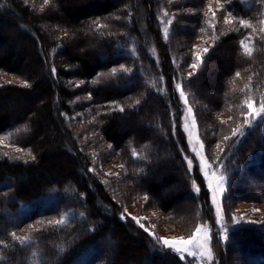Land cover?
<instances>
[{"label": "trees", "instance_id": "16d2710c", "mask_svg": "<svg viewBox=\"0 0 264 264\" xmlns=\"http://www.w3.org/2000/svg\"><path fill=\"white\" fill-rule=\"evenodd\" d=\"M125 2H129L124 14L128 16L125 22L112 31L105 28L101 24L102 17L116 11ZM177 2L50 0L47 5L37 7L35 4L40 1L36 3L35 0H30L26 3L25 0H0V71L22 73L25 68L28 80V86H0V131L24 125L28 131L27 140L22 142L23 146L35 157L23 160L0 154V240L4 241L0 245V264H190L170 250L159 247L157 241L126 212V202L129 203L130 198L127 197L124 202L123 198L114 195L113 190L106 186V181L97 178L90 159L77 143L79 136L76 133L78 125L86 129L93 122L81 115L66 118L73 115L74 111H84L83 101L79 106H71L68 100L76 95L90 94L92 107H89L99 113L94 127L100 137L111 142L114 150L122 151L126 148L123 149L126 156H120L122 152L117 156L122 159L124 173L132 177L130 185L133 193L135 188L138 193H151L149 188H156V171L165 170L166 179L177 178L178 175L190 202L199 210L202 207L204 214H209L208 188L198 168L193 173L187 169V143L174 120L178 100L173 82L183 74V67L180 72L173 64V54L169 51L167 41L170 42L176 32L177 21H173L169 35L165 37L163 24H160L158 17L161 10H178ZM191 3L195 4H190L194 9L205 5L204 2L202 6L196 5L193 0ZM55 7L56 12L51 11ZM225 8L253 27L237 26L236 30L219 37V30L215 27L218 39L215 42L212 40L198 72L191 77H186L185 74V77H180L184 87L192 95L199 97L201 94L197 88L192 87V83L202 75L210 61H215L222 71V77L215 87L218 102L214 103V108H210V111L226 114L232 110L229 117L238 119L237 114L241 108L238 106L248 95L259 102L264 95V33L259 31L264 27L261 23L264 0H227ZM208 17L206 13H198L189 19L195 36L199 30L204 29V35L213 37L214 30L210 27L211 19ZM56 20L72 28H78L81 24L88 25L86 27L90 28L93 38L98 40L97 46L102 53L96 57L89 52L79 53L76 47L80 45L67 46L63 39L57 40L56 35L51 36L47 23L51 24ZM97 24L101 27L97 28ZM249 36L253 38L251 47H254L250 57L243 53L240 45V41ZM150 42L158 50L159 60L150 53ZM219 49L228 53L224 64L213 59ZM121 66L130 71H124ZM113 69H116L115 73L112 72ZM237 72L241 75L233 84ZM71 78L79 79L83 82L82 85L74 90L68 89L63 80ZM123 82L127 85H123ZM249 83L251 91L241 92L240 89ZM122 88L124 94L134 96V103L132 101L130 105H124L125 96L120 91ZM108 97L112 99L102 101ZM200 99L202 106L197 109L194 107L195 114H199L200 110L205 111L206 107L203 105L213 102ZM148 101L150 103L145 108L149 111L158 108L160 113L153 121L148 122L151 128L147 132L138 126L130 129L131 140L125 143L127 133L121 139L118 138L121 135L119 132L122 121L126 118L136 119V113H140ZM189 103L193 105L192 99ZM6 104H13L16 108L6 109ZM211 118L214 119V116L211 115ZM214 120L215 125L220 123L218 118ZM199 124L202 136L203 132L207 134L201 120ZM220 125L222 124L214 128L215 133H218L213 137L214 141L225 135L224 129L218 132ZM225 126L229 131V119ZM201 138L205 140L207 152L211 153L212 147L208 140L204 136ZM28 140L30 143H27ZM165 144L172 157L164 150L167 148ZM34 145L39 153H36ZM229 146L226 145L225 150ZM133 149L136 156L132 155ZM210 158L215 159L212 153ZM256 164L259 170L264 171V118L254 123L225 161L228 170L226 196L255 199L251 195L243 197L242 191L237 196L234 193H239L238 189L244 183L246 175L252 173L253 165ZM192 180L199 186L197 195L191 189ZM65 188H70L71 192H60L57 205L49 209L61 213L72 210L74 215L61 225L43 227L41 231L28 236L30 239L26 242L14 240L12 234L18 237V230L24 223L32 222L39 214L49 215L46 207L35 203L33 209L20 217L16 212L18 206L36 201L51 189L60 191ZM156 201L157 208L177 216L176 209L168 207L167 201L158 198ZM5 214L12 218L4 220ZM210 223L213 224L211 219ZM244 232L256 234L254 241L249 243L251 247L244 256V263L264 264V242L259 241L260 235H264V223L238 226L226 236L225 243L215 238L217 244L214 245L215 259L212 264H227L226 253L232 245L231 235ZM216 233L215 230L214 234L217 235ZM109 242L114 244H111L113 249Z\"/></svg>", "mask_w": 264, "mask_h": 264}, {"label": "rangeland", "instance_id": "374dc122", "mask_svg": "<svg viewBox=\"0 0 264 264\" xmlns=\"http://www.w3.org/2000/svg\"><path fill=\"white\" fill-rule=\"evenodd\" d=\"M30 1V0H27ZM33 2V0H31ZM36 3L40 1V3L35 4L38 6H45L44 0H35ZM50 1V0H49ZM78 1V0H77ZM86 1V0H85ZM92 1V0H91ZM96 1V0H95ZM97 1H103V0H97ZM164 1V0H163ZM178 1L176 4L179 5V9L175 11H167V9L161 10L159 14V20L160 24H163V32L164 28L168 25L169 20H176L177 26H176V32L172 38V40L169 42L167 41L168 48L170 53L173 55V64L175 67L180 71L183 67V74H180L181 76H188L189 72H192L193 70L189 67L190 64L194 62L193 59V53L195 51H199L203 48H208L212 43V37H208L204 35L201 30L197 33L195 36L192 29V21L190 22L189 19L191 17H194L200 13L202 15L203 13H206L211 19L212 13L208 11L209 5L213 10L217 8V0H193V2H196V5L199 4V6H202L203 2L205 5H203L202 8H193L190 7V4L192 0H166L168 4H172ZM197 1H201L198 3ZM42 2V5H41ZM111 3L116 2V0H110ZM225 2L226 0H219V3L224 4V8L221 11L216 12L215 21H212L215 23L217 27V34L221 36V34H224L226 32H230L231 30H236L237 26H241L239 24L240 18H237L231 14L230 11H227L225 8ZM136 3H139V0H136ZM184 4V5H181ZM129 2H125L123 5H121L116 11L112 12L111 14H108L106 17H102L101 24L105 26V28L112 30L117 29L120 27V23L125 22L127 19V15H124L127 8H128ZM201 4V5H200ZM195 5V4H194ZM176 6V5H175ZM38 9V8H35ZM56 7L52 9L51 11H55ZM200 10V11H198ZM44 12V11H43ZM167 12V16L164 15V13ZM231 14L232 17H234L232 24H225L224 20L226 17H228ZM127 16V17H126ZM264 20V16H263ZM51 24L47 23L49 28L44 27V29L49 30V34L51 36L56 35L57 40L63 39L64 42L67 43V46H77L76 50L79 53L89 52L91 54H94L99 56L101 54L100 47L98 45V40L93 38L94 35L90 34V28L86 27L88 25L81 24L78 28H72L69 27L65 23H61L59 21H53L50 22ZM124 25V24H122ZM264 26V24H262ZM213 29V28H212ZM54 34H53V33ZM170 32V28H169ZM168 32V35H169ZM67 33V35H65ZM165 34V33H164ZM168 37V36H167ZM247 38V37H246ZM242 39L244 40L245 44L251 47L252 40L248 39ZM211 40V42H209ZM78 43V44H76ZM71 46V47H72ZM158 46V45H157ZM197 46V47H194ZM150 53H152L153 57L156 60L158 59V50L156 49L153 42H150ZM159 48V46H158ZM220 60L224 64L228 58V53L224 49H219L213 59ZM63 60V58H61ZM185 59V60H184ZM60 60V59H59ZM184 60V64H182V61ZM61 61V60H60ZM65 61V60H63ZM106 61V60H105ZM69 68V66L67 67ZM200 68V67H199ZM118 69V68H117ZM186 69V70H184ZM182 72V71H180ZM198 72V70L195 71V74ZM222 71L219 68V65L215 64V61H210L208 63L207 68L204 70L202 75L197 77V79L192 83V87L197 88L198 92L201 94V96H194L192 95L191 91L188 88L184 87V83L182 82V78L179 75V78L175 79L173 82L174 90L176 91V97L178 100L177 107L175 108V122L180 130V132L183 133L185 141L187 143V155H185V163L187 166V169L189 170V165L187 163L186 157L188 159L192 160V168L191 173H193L195 168H198V172L203 177L206 186L208 188V209L209 214H204L203 210L200 208H197L194 203H191L188 199V195L186 194V191L184 187L182 186V183L180 182V179L178 178H172L167 180L165 177V170H157L156 176H155V186L156 188L150 187L151 193L144 194L138 193L137 189L133 190L131 189L130 180L132 179L131 176H128L124 173L123 168L120 167L121 165V157L119 158V153H123L122 151H118V149H113V145L108 140H103L100 137V134L98 133V130L94 127V121L96 116H98V111H93L91 106V99L92 96L90 94H84L82 95H76L73 97L72 100H68V104L71 106L73 104L78 105L81 101H83L84 104V111L81 113L74 111L70 116H67V119L74 118L75 116L81 115L82 118L84 116L88 117L89 121H92V126L89 127L86 126V129L84 127H80V125L76 128V133L78 134L79 138L77 139V143L80 145L84 153L88 156L91 162V168L95 172L98 179H101L102 181H106V186L113 190L114 195H117L121 198H123V201H127V197L130 198V202H126L125 210L129 214V217L133 219V217L136 218H142L140 219V222L137 223V220L133 219L137 225L142 228L143 230L148 229V234L151 232L154 235H150L157 241V245L162 248V245L159 243L158 238L159 237H165V238H179L184 237L185 239L192 234L193 230L195 229L196 225L199 224H206L210 230V236L211 241L210 245L213 252V260L207 261V260H200L194 257H186L184 259L185 261H189L190 264H212L214 262V245H215V238H218L219 241L225 243L226 236L235 230L238 226H247V225H254L255 223H264V171L259 170L257 168V164L253 165L254 168H252V173L247 174L244 183H242L241 187L238 189V194L234 193L236 196L241 194L243 197L245 196H252V198L255 199H238L233 198L232 195L226 196L227 190H228V170L225 167V161L227 157L229 156V153L234 149V147L240 142V140L245 136L246 132L256 123L254 121L251 126H247L244 128V135L242 136H236L232 137V130L236 128L237 124L243 125V113H246V108L242 107L240 108V111H238V119L236 117L233 118L231 116V119H229V115L232 114V110L230 113H224V112H216L210 111V108H214V103L218 102V93L217 90H215V87H217L218 82L220 81V77H222ZM103 74V73H102ZM104 75V74H103ZM184 76V77H185ZM194 76V75H192ZM189 77V76H188ZM8 81H11V83H8ZM20 81H27L26 79V69H23L22 73H11L7 71H0V86L4 84H12L16 86H23ZM64 85L70 89L74 90L78 88L80 85H82V81L79 79H65L63 80ZM180 83L182 84L183 91L186 93L187 98V105H185L184 100L180 96V92L176 88V84ZM121 84V83H120ZM123 85H127L126 82H123ZM126 87V86H125ZM133 88V87H132ZM126 90V89H125ZM122 92V95L125 96L124 98V105H130V103H134L135 100L132 99L134 96H129L130 93L124 94V89H120ZM163 91V90H162ZM141 93H139V97ZM123 96V97H124ZM122 97V98H123ZM200 98L203 99V101H206L205 99H208L212 103H208L206 105H203L206 107L205 111H198L199 114H195V108H199L202 106V103L200 102ZM112 99L110 97L104 98L102 101ZM136 99V98H135ZM190 99H192L193 105L189 103ZM215 100V101H214ZM150 101L146 102L144 104V107L140 111V113H136V119H124L122 121V127L119 132L118 138L121 139L123 134H126L125 136L126 141L125 143H129L128 141L131 140V133L130 129H134L136 126L144 128L147 132L149 130L148 122L153 121L154 117H156L157 114L160 113V110L158 108H153V110L149 111L145 107L148 106ZM76 105L74 108H76ZM79 106V105H78ZM77 106V107H78ZM90 106V107H89ZM256 106L259 107V101H256ZM191 107L192 109V115L189 116L186 112V108ZM11 108L14 110L16 106L13 104H6V109ZM208 108V109H207ZM148 110V111H147ZM97 111V112H96ZM211 115L215 118H218L220 120L219 124V130H223V137L220 139L214 141V136H216L218 133H215V125L216 120L211 118ZM193 117L195 119V128H193ZM229 119L230 121V129L228 131L227 126H225V123H221V121H227ZM201 120L202 125L204 128H206V133L203 132V136L206 140H208V144L212 147V154L214 160H211L210 154L207 152V149L205 147V140L201 137V131H200V124L199 121ZM214 120V121H213ZM214 125H213V124ZM144 125H148L147 127H144ZM27 128L24 125H18L11 127V129L6 130L4 132L0 131V154L7 153L8 155L16 158V159H23V160H29L30 155L33 156L32 152L23 146L22 142H25L24 140H27ZM228 131V133H227ZM231 132V134H230ZM130 133V134H128ZM227 133V134H226ZM191 134V139H190ZM30 135V133H29ZM124 136V137H125ZM197 136L199 138V141L203 143V156L209 161V163L212 165L211 169L209 170V175L213 172H215L217 175H223L224 176V193L219 197L220 207L222 209V220L220 223H217V214H216V205L212 203V192L211 189H209L207 185V181L204 177L203 171L201 169L199 157L196 155V151H200V144L197 142ZM229 136L231 137L229 140L225 141L224 137ZM124 139V138H123ZM131 142V141H130ZM27 143H30L29 140ZM220 145L221 148H223V151L221 152L217 145ZM22 145V146H21ZM167 148L164 150L167 151L169 157H172V154H170L168 150V145L165 144ZM230 145L227 150H225V146ZM33 148H35L36 153H39V149H37V146L34 145ZM193 149H196V151H193ZM209 150V148H208ZM225 150V151H224ZM229 152V153H228ZM30 154V155H29ZM120 156L124 157L126 156V153L120 154ZM18 157V158H17ZM162 158V156H160ZM168 169V168H167ZM182 178V177H181ZM132 182V181H131ZM196 182V181H195ZM193 180L191 183V189L192 191L197 195L199 191H196L193 186ZM196 185L199 189V186L196 182ZM213 186H215V181H213ZM260 189V190H259ZM58 189H51L46 193L45 195L41 196L39 199H37L34 202L31 203H22L17 208V214L21 217L24 213L29 211L30 209L34 208V204L38 203L40 204V207H46V210H49V215L41 216L40 214L35 217V219H32L26 223L23 224V226L18 230V237H24V236H31L34 233H37L43 229V227L46 226H54L56 224H49L48 221L52 220H59L62 216L64 218V221H68L73 215L72 210H67L63 213L57 212L56 210H52L51 208H54L58 203V198L61 193L68 194L71 192V189H60L58 192ZM61 192V193H60ZM139 194V195H138ZM147 196L148 199L145 200L144 197ZM235 196V197H236ZM250 196V197H251ZM151 197V199H150ZM156 198L163 200L164 202L167 201L169 203L168 207L176 209L177 216H172L170 211L161 210L160 208L156 207L157 201ZM49 207H51L49 209ZM171 208H169L171 210ZM168 209V210H169ZM256 209L257 211H254ZM126 213V214H127ZM243 216L242 220H239L238 222H234L233 218H239ZM12 216L5 214L4 220H10ZM34 218V217H31ZM30 218V219H31ZM210 219L213 221V224L210 223ZM143 224L144 227H141L140 225ZM61 225V224H59ZM215 230L217 231V235L214 234ZM252 235V236H251ZM247 234L246 232L240 233V234H233L230 237V243L232 244L230 246V250L228 253H226V261L227 264H245L244 263V256H246L248 253L247 251L250 250L251 245L249 244L251 241L253 242L256 238V234ZM217 236V237H216ZM259 236V235H258ZM233 239V240H232ZM261 243L264 242V235H260ZM109 246L114 245L112 242H109ZM220 243V242H218ZM217 244V243H216ZM111 249L112 246L110 247ZM36 249H38L36 247ZM110 249V250H111ZM170 250V249H168ZM172 252V250H170ZM179 255V254H177Z\"/></svg>", "mask_w": 264, "mask_h": 264}, {"label": "snow or ice", "instance_id": "6c2138e0", "mask_svg": "<svg viewBox=\"0 0 264 264\" xmlns=\"http://www.w3.org/2000/svg\"><path fill=\"white\" fill-rule=\"evenodd\" d=\"M27 3V0H25ZM171 2V0H170ZM227 2V0H226ZM49 3V0H44V4L47 5ZM224 8V4L219 3V0H217V8L213 10L211 6L209 5L208 11L212 13L211 20L209 21L210 27L213 28V37L212 40L215 42L218 37L215 35V23H212L211 21H215L216 17V12L221 11ZM165 16H167V12L164 13ZM234 20V17L231 16V14L225 18L224 23L225 24H232ZM173 23L172 20L168 21V25L164 28V33L165 37H167L169 28L171 24ZM262 24H264V20L261 21ZM239 24L244 27V28H252L253 25L249 23L246 20L241 19L239 21ZM101 27V25L97 24V28ZM201 31H204V29H201ZM255 31V29H253ZM261 33H264V27L260 28L259 30ZM67 35V33H65ZM246 39L252 40L253 38L251 36L247 37ZM240 45L242 48V51L245 55L247 56H252L254 52V47H250L247 44H245L244 40L240 41ZM197 47V46H194ZM209 49L208 48H203L200 49L199 51H195L193 53V59L194 62L189 65V67L193 70L192 72L188 73V76L191 77L192 75L195 74V71L199 69V67L203 63V58L204 56L208 53ZM121 68L124 71H130V69H124L123 66ZM113 73L116 72V69L112 70ZM53 73H55V68H53ZM241 73L237 72L235 74V77L232 81L234 84V80L236 78H239ZM249 81L251 82V77L249 78ZM8 83H11V81H8ZM20 83L23 86H28L27 81H20ZM177 90L180 92L181 98L184 100L185 105H187V98H186V93L183 91L182 84L177 83L176 84ZM235 90V88H233ZM248 90L249 92L251 91V83L248 85H245L244 88H241L240 91L244 92ZM119 107V106H118ZM238 107H243L246 108V113H243V125L237 124L236 128L232 130V137L236 136H242L244 135V128L247 126H251L254 121H256L258 118H264V95L261 96L260 102H259V107L256 106V101L254 100L252 95H248L247 98H245L242 102L241 105ZM120 111H123V108H120ZM186 112L189 116L192 115V109L191 107L186 108ZM231 119V117H229ZM221 123H227V121H221ZM193 128H195V119L193 117ZM231 137L225 136L224 140L227 141ZM190 139H191V134H190ZM197 142L200 144V151H196V149H193V151H196V155L199 157L201 169L203 171L204 177L207 181V185L209 189H211L212 192V203L216 205V214H217V223H220L222 220V209L220 207V202H219V197L224 193L225 188H224V176L223 175H217L215 172L209 175V170L211 169L212 165L209 163V161L203 156V143L199 141V138L197 136ZM217 148L222 152L223 148L220 147V145H217ZM5 156H7V153H4ZM30 155V154H29ZM133 156H136L137 153L133 149L132 152ZM18 158V157H17ZM31 159H35L34 156L30 155ZM187 163L189 165V171H191L192 168V160L188 159L186 157ZM121 168H123V165H120ZM213 181H215V186H213ZM193 188L196 191H199L195 180H193L192 184ZM145 200L148 199L147 196L144 197ZM254 211H257L254 209ZM133 219L137 220V223L140 222V219L142 218H136L133 217ZM243 216L236 218H233L234 222H238L239 220H242ZM64 218L63 216L59 220H52L48 221L49 224H63ZM141 227H144L143 224L140 225ZM145 231H148V229H145ZM150 235H154L153 233H149ZM14 240H19L22 242H26L30 239L28 236L24 237H17L14 233L12 234ZM159 243L162 245L163 249H170L174 254H179L180 258L186 259V257H194L200 260H207V261H212L213 260V252L212 248L210 245L211 241V236H210V230L206 224H197L195 229L193 230L192 234L189 235L186 239L184 237H173V238H165V237H159L158 238ZM4 244V241L0 240V245Z\"/></svg>", "mask_w": 264, "mask_h": 264}]
</instances>
